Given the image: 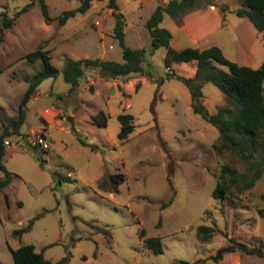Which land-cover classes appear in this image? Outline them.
I'll return each mask as SVG.
<instances>
[{"label":"rangeland","instance_id":"rangeland-1","mask_svg":"<svg viewBox=\"0 0 264 264\" xmlns=\"http://www.w3.org/2000/svg\"><path fill=\"white\" fill-rule=\"evenodd\" d=\"M29 1L0 0V11L14 16ZM222 1L236 8L242 5V0L214 3ZM162 2L117 0L125 17V44L145 48L149 65L145 74L129 77L120 87L95 76L97 91H93L86 85L93 72H86L76 89L59 72L42 80L29 98L20 128L24 134L8 136L16 142L21 138L20 146L6 144L4 163L15 174L0 191V264H13L11 248L24 243H32L55 264H264V217L256 211L264 206V171L241 193L213 198L220 162L239 170L244 164L237 155L212 149L217 127L192 110L182 90L187 85L174 75L167 76L164 47L150 50L145 23ZM45 3L50 21L35 0L11 26L0 30L2 121L15 115L28 86L25 77L43 67L42 59L24 57L27 52L50 48L51 62L58 67L83 57L122 60L118 40L91 21L84 23L82 13L59 25L58 17L81 0ZM109 9L107 0H98L95 10L107 12L113 21ZM233 11L226 14L223 27L209 36V43L237 63L257 67L264 59V32ZM181 17L165 15L161 25L178 33ZM48 22L54 26V36L49 38ZM201 89V100L209 111L233 106L229 95L211 81L203 82ZM45 108L59 109L57 120L45 127L49 148L22 147L32 128L44 127L40 115ZM99 111L107 115L106 125L92 121ZM119 113L132 114L134 123L122 140L117 135ZM119 171L125 179L118 191L110 180L99 185ZM31 218L30 229L13 235ZM200 223L216 228L207 241L197 236ZM142 228L147 236L160 237L161 253L143 245Z\"/></svg>","mask_w":264,"mask_h":264},{"label":"trees","instance_id":"trees-1","mask_svg":"<svg viewBox=\"0 0 264 264\" xmlns=\"http://www.w3.org/2000/svg\"><path fill=\"white\" fill-rule=\"evenodd\" d=\"M35 0H30L21 9L17 10L14 16H8L6 12L0 11L2 26L9 27L15 18L27 10ZM45 20L50 21L52 17L48 13L45 0H38ZM93 0H81L79 6L63 12L58 17L59 24H63L70 16L76 13L85 12ZM199 0H168L156 6L154 11L146 20V27L150 31V50L154 51L159 47L165 48L164 63L170 68L173 61H197L196 72L192 76H184L168 72L167 76H176L182 80L191 93V107L196 113L202 115L207 121L218 129L217 138L211 143L212 149L217 153L230 152L237 155L244 164V169L232 166L227 162H220L219 173L216 178L212 196L216 199L225 198L228 194L236 195L252 187L264 171V59L257 67L240 64L228 58L221 48L210 45L204 48L186 46L180 49L170 45L171 32L161 25L165 15L180 18L186 11L197 6ZM108 6L112 8L114 16L113 36L118 40L121 48L122 60L104 59L100 57H83L68 59L61 68L51 62V55L47 48H37L27 52L24 57L28 60L42 59L43 67L25 79L28 86L18 104L16 114L3 121L0 131V170L3 176L0 177V191L7 186L15 172L9 170L5 163L6 153L5 138L8 136L20 137L21 125L26 118L27 102L38 84L47 77L56 76L59 72L72 89H76L87 68H97L105 78L128 75L130 73H141L145 68V48L131 47L124 42L125 17L123 12L118 10L117 0H107ZM240 16L248 17L258 31L264 32V0H242V5L235 9ZM215 61L227 67L224 70L215 64ZM211 81L233 100V106H220L216 111H209L203 104L201 85L203 82ZM120 122L118 131L119 139H125L134 129L133 115L130 113H119ZM92 121L99 125H106L107 115L103 111L92 115ZM37 149V148H36ZM40 164L42 157H38ZM125 179L123 172L110 173L99 181L104 186L107 180L112 183L114 191H118V184ZM264 197V193L262 194ZM6 200L7 196H6ZM19 204L21 202H18ZM166 203H163L165 205ZM259 216L264 217V206L256 207ZM34 218L27 224L12 231L13 235L21 236L24 231L31 228ZM215 226L200 223L196 227V233L202 241L209 240ZM142 243L153 253L163 251L162 242L159 236H147L145 229H141ZM227 250L226 248H222ZM221 250V248L219 249ZM13 264H55L45 257L42 251H37L32 243H24L16 248H11ZM181 263L187 261L181 260Z\"/></svg>","mask_w":264,"mask_h":264},{"label":"crops","instance_id":"crops-1","mask_svg":"<svg viewBox=\"0 0 264 264\" xmlns=\"http://www.w3.org/2000/svg\"><path fill=\"white\" fill-rule=\"evenodd\" d=\"M167 1L168 0H163L162 3H165ZM214 2L215 0H207V1L200 0L194 9L190 11H186L182 15L180 19L182 22L179 25L178 33L176 30L171 32L170 45L172 47L180 49L186 46L193 45L199 48H204V47L211 45V43H209L211 42L209 41V36L213 32L217 31L219 28L223 27L225 16L228 13V11L229 10L235 11L236 9V7L235 6L233 7L231 3L222 1V4H216ZM97 5H98V0L92 1L90 7L85 12L82 13L83 14L82 20H84L85 21L84 23L86 24L90 23L91 21L92 26L94 27L100 26L103 33H109L113 35L114 20L111 21L107 17V14H106L107 12H105V15H103L100 10H95V7H97ZM118 10L122 12L121 8H118ZM109 12L113 16L111 7L109 9ZM65 23L59 24V25L63 27ZM48 25L49 26L47 27V37L49 38V37L54 36L53 35L54 26L52 22L50 23L48 22ZM138 47H142V46L139 45ZM47 49H49V52H50V48H47ZM164 57H165V48L163 51V58ZM196 67H197V61L195 59L189 60V61H173L170 64L169 71L167 72H173L175 74H180L184 76H192L196 72ZM58 68H61V67H58ZM145 68L146 69L141 73H130L128 75L116 76L114 78L103 77L97 68H87L85 71V74L89 72H90L89 75L91 74V72H93V74L90 75V79L88 80L86 85H88L90 89H92L93 91H97L94 85L95 76L101 75L103 79H105L106 81H110L113 86L120 87L122 86L123 81L127 80L129 77H135L138 74H145L147 72L146 70L149 69L147 59H145ZM119 79H121V81H119ZM137 85H139L138 82H137ZM182 90L185 93V97L189 98L187 101H190V105H191V93H190L189 88L188 87L184 88L182 86ZM161 97H163V93ZM58 113H59V109L54 108L50 110L49 108H45V110L41 112V115H40V121L42 122L41 126H44V128L47 126H51L53 122L57 120L56 116L58 115ZM2 122L3 121L0 120V125L2 124ZM32 129H35V128H32ZM22 133L24 134V132ZM1 207H2V202H1V196H0V212H1Z\"/></svg>","mask_w":264,"mask_h":264},{"label":"built area","instance_id":"built-area-1","mask_svg":"<svg viewBox=\"0 0 264 264\" xmlns=\"http://www.w3.org/2000/svg\"><path fill=\"white\" fill-rule=\"evenodd\" d=\"M166 71H169V67L166 66ZM22 140L21 138L19 140L13 141L11 138L6 137L4 142L5 144H12L15 146H20L19 141ZM24 146L21 144L22 147H25L26 149H32V148H41L46 149L49 148V137L46 133V129L44 127H38L31 131V133L27 136H25L24 139Z\"/></svg>","mask_w":264,"mask_h":264}]
</instances>
